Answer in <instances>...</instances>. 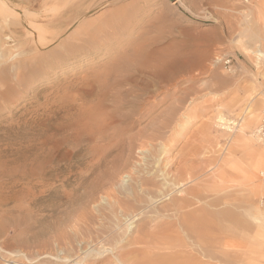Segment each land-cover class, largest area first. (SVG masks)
Listing matches in <instances>:
<instances>
[{
    "label": "rangeland",
    "instance_id": "rangeland-1",
    "mask_svg": "<svg viewBox=\"0 0 264 264\" xmlns=\"http://www.w3.org/2000/svg\"><path fill=\"white\" fill-rule=\"evenodd\" d=\"M7 2L15 10L26 11L23 21L35 20L36 24L42 26L47 46L43 47L41 45L40 49L34 50L30 55L24 57L19 55V57L11 60V54L8 56L10 51L6 45V42L10 40L6 37L8 34L7 30H0V32L4 31L2 32L3 34H0V39L4 43V48L2 47V51L0 50L4 55L3 62L1 61L3 64L1 63L2 65L0 66L2 68L0 71V170L10 168L14 172L21 167L37 168V160L35 158L37 154L35 153H41L40 155L44 157L46 152L51 151L50 157L52 160L45 165L46 169L48 170L50 166H57L59 169L49 171L44 178H48L49 174H52L50 179L46 180V183L57 187L54 188V194L52 193V195H55L56 191L63 188H71L69 186L58 187L61 184V178L69 175L70 180H72L75 174L83 171V168L88 163H91L88 161L85 151L83 149L78 150L80 145L84 144L86 146V143L81 141L79 145L69 140L75 136L82 135L86 120L87 123H91V127L94 126L93 130H101L100 128L103 130L105 126L106 128L104 127L105 129L102 131L105 134L113 135L114 132L115 134L117 133L116 136L115 134L113 137L110 136V139L121 137L123 138L121 143L124 145L127 142L130 144L136 143L139 135L140 139H143L148 132L150 137L146 135V139L142 141L150 140L151 138L152 146L150 148L153 146L157 148L159 140L153 139V132H150L155 128V124L149 125V123H158L162 117L171 112L173 108L175 109L177 105H180L177 110L179 111L178 113H182V111L187 113L191 108L190 114L192 111L194 112L191 115L192 123L183 134L179 135L183 137H180L178 143L172 147L170 155H174L178 151L177 149L185 144L186 140H189L192 145L193 143L195 144L197 148V150L195 148V151H198L196 152L197 158H195V171L197 172L196 175H199L198 180L202 179L203 184L201 182L199 184L198 180L195 183H198L199 188L204 185V188L201 192L202 196L199 195V198H195V204L186 209L195 208L196 211L202 207L207 209L211 215V217L210 215L209 217L207 216L208 219L216 216L214 217L216 220L210 219L212 227H217L216 229L221 232L218 233L214 228H211L202 234V240H206L207 247L211 249L212 254L210 256L209 253L211 252L205 253L199 247V239H197L196 235L195 243H193V239L185 236V232H182L184 233L185 241L191 244V247H195V264H264V174L263 177H259V185L257 186L250 185L248 181L245 182L244 177V172L249 168L248 163L253 152L249 138H253V134L257 132V129L260 128L261 123L264 121V57L257 64L255 55L250 52L252 48L255 49L257 47H261L260 49L264 51V23H255L253 19L256 8L264 15V0H7ZM62 2L63 5L60 6ZM134 4H136L137 8L134 7ZM66 7L70 9L77 8L79 14L68 16V20L65 19L63 22H58L66 16L65 13L63 14ZM61 9L62 11H60ZM128 9L134 13L128 12ZM167 12H169V16ZM249 12L252 15V20L250 17V21L245 19V13ZM30 13L31 15H29ZM60 13L63 15L61 16ZM32 16H35V18ZM1 19L0 13V22L2 21ZM14 19L15 17L11 15V22H15L16 20ZM106 20H109V22ZM50 21L52 24L48 23ZM95 21L96 23L93 24ZM162 22L164 25H161L163 24ZM102 23L104 26L100 29ZM250 24H253V27L257 24L256 26L259 30L261 39L256 42L259 44L257 47L253 44L251 45L249 38L244 34V30L247 27L249 28ZM160 25L162 29L167 31V33L164 32L165 30L162 31V38L159 37L161 33L159 31L161 30ZM24 26V24L20 25V31L14 33L17 38L15 37L14 45L10 46L11 53H15L12 58L17 56L18 54L16 53L19 51L32 50L34 48V44L30 40L31 37L27 36ZM44 26L47 27L45 28ZM92 27L97 30L94 29L93 32ZM150 37L156 39L152 41ZM52 38L55 39L50 43ZM157 38L159 42L161 41V44ZM86 39L87 42L84 41ZM144 40L148 41L147 43L151 40L150 43L153 46L151 47L152 44H145ZM162 43L166 45V48L171 46V52H173L171 58H169L171 56L170 48H168L169 51L165 50L166 48L162 46ZM85 44L86 46H84ZM87 44L94 45L95 48ZM156 44L162 47L159 54L163 56L159 57L157 54L155 57H147L151 61L144 58L143 54H141L143 53V48L145 47L148 50L155 48L154 45L158 47ZM243 45H247L248 49L246 50ZM130 47H134L136 51L131 50L132 52L135 51L136 54L131 52ZM173 47L176 51H173ZM168 52L170 55H168ZM176 52L179 54L178 58H176ZM138 55H140V59L143 58L141 61L138 60ZM164 55H167L166 57L169 59H164ZM173 55L176 56H174V59H176H173L176 63L172 61ZM33 56L35 59L32 58ZM130 57H133V59L136 57L138 61L134 59L135 62L132 60V63L130 61L132 58ZM126 58H128L129 64L132 63V67L127 64V60L125 62ZM151 58H155L154 61ZM162 58L165 61L167 60L168 65ZM43 59L45 60L42 61ZM145 59L146 62L148 60L147 64L154 62L156 67L163 61L162 63L167 71L170 68L169 74L168 72L166 73L164 67H160L163 66L162 63L160 66L158 65L160 68H156L151 63V68L149 69V65H146L144 61ZM156 59L160 60L157 61ZM226 59H230L229 65H224L223 61ZM123 62L128 66L120 65ZM176 64L177 69L175 70ZM136 66L137 68L140 66L138 68L139 71H137ZM142 66L149 71L152 67L153 70L156 68V72L163 69L167 75L164 78L168 79L171 75L170 81L172 82L169 79V82L167 79L162 82V80L160 81V79L155 77L157 82L152 79L147 87L145 86L141 89V83L148 78L150 80V77H144L140 74V70H144ZM126 67L127 69H135L133 75H131L136 79L139 78L137 80L138 84L135 85L136 87L128 83L127 79L123 78L124 75H120V71L126 69ZM171 69L172 71L174 69V71L171 72ZM155 70L152 72L153 74L156 73ZM17 71H20V73L18 74ZM173 73L174 75H172ZM143 78L145 81H141ZM17 86L20 87L18 88ZM249 99L250 101L247 102ZM253 104L254 107L252 108ZM249 105L250 107H248ZM169 107H171V111H169ZM185 108L189 110L187 111ZM253 109L256 112L255 114ZM141 113L147 114L140 122L129 123L133 121V118L139 117ZM251 113L252 115L260 113L256 124L250 122V120L248 121V117L252 116L250 115ZM88 115L89 117H87ZM109 115L115 116L116 121L107 127L104 123L110 117ZM90 117L94 119L91 120ZM219 117L225 119L223 127L218 125ZM243 118L247 119L243 120ZM101 121L103 123L102 127ZM98 126L100 127L96 129ZM166 134H169L168 131ZM108 144V150L115 148L113 149L114 151L106 154V161L104 160L99 168L84 182L83 186L94 181L97 175L101 171L106 170L111 165L112 160L117 157L119 150L116 148L118 147L115 144ZM247 145L248 147H246ZM38 148L47 149L38 150ZM138 149L137 145H135L133 154L131 153L130 156L128 154L119 155L121 157H130L129 163H131V166L135 165V169L132 172L135 179L138 178L139 174L137 173V168L140 170L141 167H138L139 160L143 157V154ZM75 151H77V154H74ZM70 152H72L71 156ZM228 153H230L228 156L230 162L228 160L223 162L222 158ZM262 155L264 161V153ZM245 160L246 162L248 160V163ZM196 162L201 163L197 164ZM234 166H236V169ZM81 168L82 170H80ZM223 171L226 175H222ZM8 174L10 175L0 173V201H2L0 202V221L4 219V223L0 222L1 228H4H0V231L2 230L0 232V244L2 243L1 246L6 250L0 251V264H22V262L24 264H117L114 260L116 259V254L119 253H115L116 251L113 248L115 245H121L117 240L130 235V230H135L139 224L137 223L139 221H136L138 216L135 217L133 215L130 218H125L121 215L119 209L117 210L120 220L117 223L113 222L115 229L112 231V233L116 234V244L108 241V236H110L111 232L101 233L99 235L100 239L99 237L95 239L88 238L90 230L88 231L87 229H90V226L99 228L100 223L106 226L107 223L104 221L106 216L105 219L99 218L96 222L93 221L92 225L80 224L83 226L82 228L79 226V229L76 226L73 228L74 220H71V224L69 223L68 225L70 227H66L64 230L66 229L65 231L67 232L68 230L70 232L72 230H77V233L81 232V235L79 233L80 236H76L73 241L77 249L75 251L70 250L71 246H69L67 249L65 247L67 250L65 252L66 250H62L65 245L61 244L58 246L63 247H59V249L55 242L52 241V230L49 231H52L51 233H47V235L49 234L48 236H43L44 239L41 238V241L44 240L43 242L46 243L44 246L36 245L29 242L30 240H25L24 237L32 235L37 228L25 232L24 226L32 222L33 218L46 214V211L37 210L39 204L28 205L25 199V192L28 189L30 192L31 190L32 192L36 191L37 187L35 186V188L31 184H35L39 178L36 175H31L28 178L18 179L19 176H12V172H8ZM124 174L125 172H122L118 175L115 187L120 188V185L123 184L126 186L133 184L134 179L132 180L130 176ZM28 179L29 181L31 180V184L28 183ZM14 180H18V183L11 186V181ZM195 186L197 187V185ZM211 187H214L213 191L210 190ZM174 190H171L170 193L173 192L174 194L176 192L175 195H177V190ZM22 193H24V196ZM223 193H225V197L221 196ZM13 194L22 195V197H19L17 201L15 199L4 200V197ZM97 196V200L88 205L90 207H87V211L93 208L91 211L97 213L99 209L97 205L101 203L104 207L101 206L100 210H104L105 214L113 215L110 210L111 206L103 193L99 192ZM161 197L157 196L155 198L158 200L157 202L161 200L162 202L167 201L166 198ZM213 197H217V200L219 198L220 201L214 199V202L210 204L209 202ZM22 199L25 200L23 201ZM111 203L113 204L112 201ZM238 203H240V206ZM225 210L238 216V221L244 224L242 228H237V225H234V222L230 219L226 218L228 222L222 221L221 218L225 220V217H221L222 214L220 213ZM72 212L74 214L77 212L75 214L77 216L79 210ZM73 213L70 216L76 217L75 215L73 216ZM171 213H162V215L166 214L162 219L165 220V217ZM85 214H87L85 216L89 215L87 212ZM255 215H258L257 220L253 217ZM219 216L220 219L218 218ZM170 218L167 220H172L176 216ZM47 219L46 222L52 221L55 217ZM217 220L218 223L221 221L220 223L221 225L224 224V227L225 225L226 227L230 226L228 227L229 230L226 227L224 229L222 226L219 227L218 223H216ZM227 223L231 224L227 225ZM81 229L82 231H80ZM74 232L70 233L72 239L75 235ZM224 242H227V245H223ZM39 243L42 244L41 242ZM13 245L14 247L17 246L15 247L16 250ZM220 245L227 248L226 251L228 252L225 255L214 251ZM165 251L168 252L169 250ZM211 256L214 257L212 258Z\"/></svg>",
    "mask_w": 264,
    "mask_h": 264
},
{
    "label": "bare ground",
    "instance_id": "bare-ground-1",
    "mask_svg": "<svg viewBox=\"0 0 264 264\" xmlns=\"http://www.w3.org/2000/svg\"><path fill=\"white\" fill-rule=\"evenodd\" d=\"M208 1H210V0H208ZM8 2H7V0H0V13H1V16H2V19H1L2 21L0 22V30H2V29L7 30L8 34H7L6 37H8L10 39V40H8L6 42V45H7L8 49H9V51H10V53L9 54L7 53V54H8V56L11 54V60L19 57V55H23L22 57L30 55V53L32 54L34 52V50L40 49L39 47L41 45L43 47H46L47 45H46V40H45V37H44V30H43L42 26H39L38 24H36L34 22L35 20L34 21L33 20H29L27 22L23 21V16H24V14H26V11L23 12L22 10L21 11L15 10L14 8H12L8 4ZM173 3H175V2H173ZM62 5H63V2L61 3L60 6H62ZM134 7L137 8L136 4H134ZM71 8H73V7H71ZM191 9H192V7H191ZM64 10H65V12H63V14L65 13L66 16L63 17V19H61V21L56 17L59 20L58 22H63L65 19L68 20L69 19L68 16L79 14V11L77 10V8L70 9L69 7H66V9H64ZM60 11H62V9ZM129 11H131V10L128 9V12ZM189 11H190V9H189ZM132 12L133 11H131V13ZM14 13H15V15H13ZM31 13H32V15H34L33 12H31ZM31 13L29 15H31ZM63 14L60 13L61 16ZM167 14L169 16V12H167ZM11 15L15 17V19H14V20H16L15 22H11V20H10L11 19ZM165 16H166V14H165ZM32 17L35 18V16H32ZM250 17H251V20H252V15L250 14V12L249 13H245V19H248V21H250L249 20ZM253 17H254L253 19H254L255 23H258V22L264 23V15H263V13L261 11H259V9L256 8V13L253 15ZM24 18H26V17H24ZM72 19H74V18H72ZM159 19H162V18H159ZM103 21H105V20H103ZM106 21L109 22V20H106ZM73 22H74V20H73ZM254 22H253V24H255ZM22 23L25 25L24 28L26 29L27 36L31 37L30 40L34 44V48L32 50L19 51L18 53H16L18 55L14 56L12 58V55H14L15 53L14 54L11 53V47L10 46L14 45L15 37H16L14 33L20 31V28H21L20 25H23ZM43 23H45V22H43ZM48 23H51V21L48 22ZM95 23H96V21L93 22V24H95ZM253 24L252 25L250 24L249 28L247 27V29L244 30L245 31L244 34H245V36H247V38H249V40L251 42V45L253 44L254 46L257 47V45H259V44H257L256 42L259 41L261 38H260L258 27L256 26L257 24L254 27H253ZM43 25H45V24H43ZM161 25H164V23L161 24ZM15 26H17V27L15 28ZM89 26L91 27V25H89ZM103 26L104 25L102 23V26L100 27V29H102ZM151 26H154V25H151ZM44 27L46 28L47 26H44ZM105 27H104V29H105ZM160 28H161V30H159V31H161V33H160L159 37L162 38L161 34H162V31L165 30V29H162V26ZM94 29L95 28L92 29L93 32H94ZM98 29H99V27H98ZM100 29H99V31H100ZM95 30H97V29H95ZM172 30H173V28H172ZM172 30H169V31H172ZM54 31H56V30H54ZM150 31H151V29H150ZM2 32H4V31H2ZM2 32H0V34ZM164 32L167 33L166 30ZM95 33H96V31H95ZM97 33H98V31H97ZM170 33H172V32H170ZM170 33H168V34H170ZM157 36H158V34H157ZM154 37H152V38L150 37L152 39V41H154L153 39H156ZM54 39L55 38H52L50 43H52ZM157 40H158V38H157ZM84 41L87 42V39L84 40ZM150 41H149V43H147L148 41L146 42L144 40L145 44H147V45L152 44V43H150ZM65 42H67V41H65ZM69 42H70V40H69ZM142 42H143V39H142ZM158 42H159V40H158ZM153 43H156V42H153ZM70 44H71V42H70ZM3 45H4V43H2V39H0V50L2 49ZM87 45H89L90 47L95 48L94 45H91V44H87ZM170 45H172V44H170ZM84 46H86V44ZM89 46H87V47L90 48ZM152 46H153V44L151 45V47ZM162 46H164V48H166V45L163 44ZM167 46H169V45H167ZM246 46L247 45H245L244 48L247 50L248 47H246ZM148 47H150V46H148ZM154 47L155 48L148 49V50L145 47L143 48V50H142L143 53H141V54H143L144 58L155 57V55H157V54H158L159 57L163 56V55L160 56V54H159V53H161L160 51L162 50V47H159V46L156 47L155 45H154ZM170 47H167L165 50H168V48H170ZM174 47H175V45H174ZM174 47H173V49H174ZM60 48H61V46H60ZM164 48H163V50H164ZM244 48H242V49H244ZM260 48L257 47L255 49L252 48L250 50V52L255 55V59H256V63L257 64L264 57V51L261 50ZM131 49L135 50L134 47L133 48L130 47V50ZM171 49L172 48L169 49L170 53H171V56L169 58H171L172 54H173V52H171ZM58 50H59V48H58ZM30 51H32V52H30ZM135 51L132 52V50H131V52L133 54L135 53ZM173 51H176V50L174 49ZM166 53H167V51H166ZM170 53L168 55H170ZM177 53L178 52H176V54ZM133 54H131V55H133ZM46 55H48V54H46ZM140 55H138L139 56L138 60L141 61V59H143V58L140 59ZM178 55L179 54L176 55L177 57L175 55H173L172 61L174 59V56L176 58H178ZM123 56H125V55H123ZM166 56H165L164 59L168 58ZM180 56H181V54H180ZM32 58H34V56ZM130 58H132V59L130 60ZM130 58H129L130 61L133 60L135 62L136 57L134 58L135 60L133 59V57H130ZM3 59H4V55L2 54V52H0V66L3 64L2 63ZM127 59L128 58L125 59V62H126ZM154 59H152V60L154 61ZM164 59H163V61H165ZM44 60L45 59H43L42 61H44ZM138 60H136V61H138ZM148 60H150V59H148ZM148 60H147V62H148ZM158 60H160V59H158ZM177 60H179V59H177ZM122 61H124V60H122ZM133 61H132V63H133ZM140 61H139V63H140ZM144 61L146 62V59ZM142 62H141V64H143V63L145 64V62H143V63ZM147 62H146V65H149V67H148L149 69L151 68L150 67L151 65L155 66L154 62H153L154 64L151 62L152 63V64L150 63L151 65L147 64ZM159 62H161V61H159ZM165 62H167V60ZM173 62L176 63L175 61H173ZM132 63L129 64L128 60H127V64L128 65L131 66ZM136 63H138V62H136ZM161 63H159L158 65L160 66ZM180 63H181V61H180ZM180 63L178 62V64H180ZM34 64H35V62H34ZM127 64H124V62H123V64L120 63V65H123V66L124 65L128 66ZM166 64L168 65V62ZM158 65H157V67H159ZM173 65H171V66H173ZM123 66H120V67H123ZM133 67H135V66H133ZM139 67L140 66H138V68ZM160 67H162V68L164 67V69H166L164 64H163V66H160ZM138 68L136 66L137 71H139ZM156 68H154V70ZM180 68H182V67L180 66ZM126 69H127V67H126ZM126 69L121 70L120 71L121 72L120 75H124L123 78H126L127 79L126 81L128 83H130L134 87L135 85L138 84L137 80L139 78L136 79L135 77L132 76L133 73H134L133 71H135V69H133V70L130 69V68H128L127 70ZM129 69L132 70V71H130ZM169 69L170 68H168V71L166 69V73L168 72V74H169ZM176 69H177V64H176L175 70ZM1 70H2V68L0 67V71ZM151 70H153V67H152ZM161 70L162 71H157V72L155 70L156 73H154V74L152 73L153 71L150 72L149 70H147V68L146 69L144 68V70H140V74L142 76L150 77V80H148L149 78L148 79L145 78L146 81L144 80V78H143V80H141V81H145L143 83L140 82L141 83V89H142V87H145V86L147 87L148 84H150V82L152 81V79H154V81L157 82V80H155V77L157 79H160V81L162 80V82L165 79H167V78H164L165 76H167L166 73L163 71V69H161ZM170 71L173 72L174 69H173V71H172V69ZM17 73L19 74L20 71L19 72L17 71ZM174 73L172 75H174ZM170 77H171V75H170ZM170 77H168L169 81H170ZM107 78H108V76H107ZM168 79H167V81H168ZM167 81H166V83L169 82V81L168 82ZM173 81H174V79H173ZM170 82H172V81H170ZM249 101H250V99L247 102H249ZM127 105H129V104H127ZM131 107H132V104H131ZM248 107H250V105ZM253 107H254V104H253L252 108ZM169 108H170L169 111H171V107H169ZM178 108H180V105L175 106V109L173 108V110L171 112L167 111L168 114L165 115L164 117H162L161 120L159 119L160 121L158 123H153V122L149 123V125L150 124L151 125L155 124L154 125L155 128L152 129V131H150V132H153L152 133V136H153L152 138L153 139L159 140V143L157 144V148L154 147V146L152 148H150V146H152L151 142H150L151 138H150V140L142 141V140L146 139V135H148L147 131H146L147 134L144 133L145 134V138L140 139V135L138 136L136 134L138 136V138L136 139V143L133 142V144H130L129 142H127L124 145V144L121 143V142H123V138H121V137H118V138L116 137V139H110V136L113 137V135L115 134L114 129H113V132H114L113 135L112 134L107 135L104 132H102L106 128L105 126H104L105 128L103 127V130H102V128H100L101 130L98 129L100 126L96 127V129H98V130H93L92 128H94V126L92 125L93 127H91V123L90 122L87 123L86 122L87 120H86L85 121V123H86L85 129L82 130L83 133L82 132H77V133H82V135H79V136H75L74 135L75 137L71 138L69 140H72V142H74L75 144H79V145H80L79 142H81V141H84V143H86V146H84V144L80 145V148L78 150L83 149L85 151V153L87 154L88 161L91 162V163H88L83 168V171H80L77 174H75V177L72 180H70V176L69 175L64 177V178H61V180H60L61 184L58 185V187H62V186H67L68 187L69 186L71 188L70 189L63 188L62 190H59V188H58L59 191H56L55 195H52V193L54 192V188H57V187L51 186L50 183L49 184L46 183L47 182L46 180L50 179V175H52V174H49L48 178H44L46 175H48L49 171L59 169V168H57V166H55V167L50 166L48 170L46 169L45 165L52 160L51 157H50L51 151L50 152H46L44 157L42 155H40L41 153H38V152L35 153V154H37V156L35 155L36 156L35 158L37 160V164H36L37 168L21 167V168H19V170H15L14 172H13V169H10V168L0 170L1 171L0 173L5 174V175H10V174H8V172H12V176L13 175H16V177L19 176L18 179L24 178V177L28 178V176L30 177L31 175H36L39 178V180L35 184H31V180L29 181V179H28V181H29L28 183L31 184V185H34V187L36 186L37 190L36 191L34 190V192H32V190H31V192H30V190L28 189L25 192V197H26L25 199L27 200L26 202H27L28 205H38L39 204V206L37 207V210L46 211V214L39 215V216L33 218L32 222H30V223H28L27 225L24 226L25 232L28 231V230H31L33 228L34 229L37 228L36 231L33 232L32 235H29V236L26 235V237H24V239L27 240V241L30 240L29 242H32L33 244L44 246L46 243L43 242L44 240L41 241V238H43V236L45 237V235H47V233L50 230H52L53 231V232L51 231L52 232V235H51L52 241H54L57 246L60 245V244L61 245H65L64 249L62 248L63 246L62 247L58 246V248L60 247V248H62V250H66L67 247L71 246L70 250H74L75 251L77 249L75 248L76 246L74 245L73 241L75 240L76 236L78 237V236L81 235V232L78 231L80 233V235H79V233H77V230H72L71 229L72 225H73L72 224L70 230L75 231L74 232L75 233L74 238L72 239V236L70 234L72 231L70 232L68 230V232H67V231H65L66 229L64 230V228L70 227L68 225L71 222V220H74L73 228H75V226H76V228L79 229L78 227L81 226L80 224H85L87 226L88 225H92L93 221L96 222L97 220H99V218L105 219V217L107 216L106 219L104 220L107 223L106 226H104V224L100 223L99 224V228H94V227H91V226H90V229L86 228L88 231L90 230V232L87 231L89 233V235H90V236H88V238L95 239V238L99 237V235L101 233L103 234V233L111 232L110 236H108V241L112 242V243L114 242V244H116V242H115L116 241V234L112 233V231L115 229V227L113 225V222H115V223L119 222L120 219H119V215L118 214L120 212L121 215H123L125 218H130L133 215H135V217L138 216L136 218V221H139V222H137L139 224L137 225V227L135 228L134 231L130 230V235H128L127 237H125L123 239L117 240L119 243H121L120 246H116L115 245V247L113 248L116 251V252L114 251L115 253H117V252L119 253V254H116V259L114 260V261L117 262V264L118 263H120V264H195V262H196L195 261V247H193V246L191 247V244H189L187 241H185V236L191 237L193 239V243H195V235H196L197 239H199V247L201 249H203V251L205 253L206 252H208V253L211 252V249H209L207 247V245H206L207 241L206 240L205 241L202 240V234H203L204 231H206L208 229H211V228H214V227H212V223H211L210 219H212V218L214 219V217H216V216H214V217L212 216V218L208 219L207 216L209 217V215H210L209 213L210 212L207 209L203 208V207L199 208L198 211H196L195 208L186 209L187 207L193 206L195 204V202H196L195 198L196 199L199 198V195H201L202 189L204 188V185H202L203 184L202 183V179L198 180L199 175H196L197 172L195 171V158H197L196 152H198V151H195L196 147H195L194 143L192 145V143L191 144L189 143V140L188 141L186 140L185 144L181 145L179 147V149H177L178 151L174 155H172V156L170 155V150L172 149L173 146H175L178 143L179 138L181 137L179 135L181 133L183 134V132L186 130L187 127H190L189 125L192 123V120H193V119H191V117H192L191 115H193L194 112L192 111L193 114L192 113L190 114L191 108H190V111H188L189 109L185 108L188 111L187 113H185L183 111H182V113L181 112L178 113L179 112V111H177ZM254 109H253V112H254ZM256 111H258V109H256ZM255 113L256 112H254V114ZM96 114H97V112H96ZM96 114H95V116H96ZM146 114L147 113H145V114L141 113L139 115V117H137V118L135 117L136 119L133 118V121H130L129 123L133 124V123H136V122H140L141 119L146 116ZM254 114L253 115H252V113L250 114L252 116L248 117V121L250 120V122L256 124L258 122V120H259V114L260 113H258L257 115H254ZM87 117H89V115ZM90 119H91V117H90ZM93 119H91V120H93ZM98 119H99V117H98ZM245 119H247V118H245ZM245 119L243 118V120H245ZM88 120H89V118H88ZM115 121H116L115 116L111 115L110 117H108L105 120L104 124L107 127H109L112 123H115ZM224 121H225V119L219 117V121H218L219 122V124H218L219 127H223V125H225ZM100 123L102 124L101 125V127H102L103 126L102 121ZM93 124H95V123H93ZM164 129H167V130H164ZM242 129H244V128H242ZM259 130H260V128L257 129V132H255L253 134L254 135V136H252L253 138H251V137L249 138V140L251 142V147H252V151L253 152H252V155H251L249 163H248V160H247V162L245 160V162L249 164L248 170H246L244 172V174H245V176H244L245 177V182L248 181L250 183V185H252V186L259 185V179H260L259 177L260 176L263 177V174H264V169H263L264 168V161H263V155H262V153H264V141H263V139H261V137L259 135ZM167 131H168L169 134L165 135V133ZM149 134L151 135V133H149ZM116 135H117V133L115 134V136ZM142 137H143V135H142ZM103 141H106L107 143L103 142ZM108 143L115 144L116 147H118V148H116L117 150H119L117 157L114 160H112V162L110 163L111 165L106 170L101 171L99 173V175H97V177L95 178L94 181L90 182L86 186H83L84 182L87 181L89 179V177L104 162L106 154L111 152V151H114L113 149H115V148L108 150V147H109ZM44 145H46V144H44ZM135 145H137V148H139L138 150L143 154V157L139 160L138 167L139 166H141V167H140V170H139V168H137L138 169L137 173H139V174H138V178H136V179L133 178L134 175L132 174L133 170L135 169V167H134L135 165L131 166V163H129V159H130L129 156L131 155V153L133 154V150H134ZM246 147H248V145ZM42 149H47V148H38V150H42ZM196 150H197V148H196ZM70 153H71L70 154V156H71L72 152H70ZM74 154H77V151H75ZM120 154L121 155H124V154L127 155L128 154L129 156H122L121 157V156H119ZM136 154H138V153H136ZM229 155H230V153L226 154L222 158L223 162H225V161H227L229 159V157H228ZM245 157H247V156H245ZM196 163L198 164V163H201V162H196ZM32 164H33V162H32ZM142 166H144V167H142ZM199 166H201V165H199ZM231 166H232V164H231ZM18 167H20V166H18ZM229 167L230 166H228V168ZM234 167L236 169V166H234ZM234 167H233V169H234ZM196 169H198V168H196ZM199 169H201V168L199 167ZM225 169H227V168L225 167ZM225 169H223V170H225ZM230 169H231V167H230ZM80 170H82V168ZM240 171H242V170L240 169ZM122 172H125L126 176H130L132 178V180L134 179V181L132 182L133 184H130L128 186L123 184V185H120V188H117V187H115L116 178ZM223 174H225L224 171L222 172V175ZM231 174H233V173L231 172ZM196 180H198V183L201 182L202 183L201 185L203 187L199 188L198 183H195ZM17 183H18V180L17 181H15V180L11 181V186L16 185ZM195 185H197V187ZM218 185H220V184H218ZM208 187H210V186H208ZM40 188H43V189H40ZM211 188H210V190L213 191L214 187L212 189ZM224 188H225V186H224ZM81 189H82V191H81ZM173 189L177 190V192H178L177 195H175L176 192H174V194H173V192L170 193V191L173 190ZM205 191H207V190L205 189ZM99 192L103 193V195L105 196V199L109 202V204L111 206L110 210L112 211L113 215H110V214H107V213L105 214L104 210H102V209L100 210L101 206L104 207V205L101 204V203L97 205V208H99L97 210V213H93L91 211V210H93V208H90L91 210L87 211V209H88L87 207H90L88 205L91 202H94V201L97 200V197H98L97 193H99ZM225 192H226V190H225ZM16 193H18V192L16 191ZM23 194L24 193H22V195ZM22 195L21 196H17L16 194L9 195L7 197H4V200H8L9 201L10 199H13V200L15 199L17 201L19 197H22ZM167 195H169L168 198H166ZM188 195H190V197H188ZM224 195H225V193L221 194L222 197H225ZM157 196H162L163 198H166L167 201L165 200L166 202H164V201L162 202V200H161V201L157 202L158 200L155 199V198H157ZM215 196H218V195H215ZM214 197H213V199H211V201L209 200L210 204L212 202H214V199L217 198V197L216 198H214ZM218 200H219V198H218ZM111 201L113 202V204L111 203ZM0 202H2V201H0ZM45 203H47V204H45ZM235 203H237V202H235ZM238 204L240 206V203H238ZM118 209H119V212L117 213ZM256 209H257V207H256ZM78 210H79V212H78V215L76 216L75 214L77 213L76 211H78ZM226 210L224 212L220 213V214H222L221 217H225V220H223V218H221L222 221H227L228 222V220H226V218L230 219L231 221L234 222V225H237L236 226L237 228H242V225H244V224H241V222L238 221V216L233 215L229 211H226ZM72 211H74L76 213L74 214ZM85 212L89 213V215L85 216V215H87V214H85ZM164 212H172V213L169 216H166L165 220H164V219H162V217H164L166 215V214L162 215V213H164ZM71 213H73V216L75 215L76 217H71L70 216ZM134 213H136V214H134ZM215 215H218V214H215ZM173 216L174 217L176 216V218H172V220H170L171 219L170 217H173ZM257 216L256 215L253 216L255 220L258 219ZM49 217H52V218L55 217V219H53L52 221L50 220V221L46 222L48 220L47 218H49ZM210 217H211V215H210ZM72 218H74V219H72ZM168 218H170V219L167 220ZM218 218L220 219V216ZM214 220H216V219H214ZM251 220H253V219H251ZM0 222L4 223V219H3V221H0ZM220 222L218 223V220H217L216 223H218L217 225H219V227L222 226L223 229H224L226 227V225L224 227V224H223L224 222L222 223L223 225H221ZM214 223H213V225H214ZM15 224H17V223H15ZM230 224L231 223H229V224L227 223V225H230ZM82 226H81V228H82ZM231 226H233V225H231ZM228 227H230V226H227L226 228L228 229ZM0 228H1V226H0ZM216 228L217 227H215L214 229L216 231H218V229H216ZM1 229H4V228H1ZM24 230H22V231H24ZM220 230H222V229H220ZM80 231H82V229ZM0 232H2V230ZM51 232H49V233H51ZM182 232H185V236L183 235L184 233H182ZM218 233H221V232L218 231ZM17 235H18V232H17ZM117 236H118V234H117ZM225 237H226V235H225ZM79 238H77V239H79ZM82 238H84V237L82 236ZM99 239H100V237H99ZM17 242H19V241H17ZM39 242H41V243L43 242V243L40 244ZM48 243H49V240H48ZM226 243L224 242L223 245H227ZM1 244H0V251L1 252L2 251H6V250H4L5 248H3V246H1ZM25 244H26V242H25ZM49 244L51 245V243H49ZM91 244H92V242H91ZM50 245H49V247H50ZM56 245H55V247H57ZM13 247H14V245H13ZM15 247H17V246H15ZM15 247H14V249H15ZM65 247H66V249H65ZM21 248H22V246H21ZM42 249H43V247H42ZM167 249L169 250L168 252L165 251ZM226 249L227 248H224V246L222 247L220 245V246L216 247V249L214 251H217L218 253L225 255V253L228 252V251H226ZM11 251H13V250H11ZM65 252H67V250ZM210 254H212V252L209 253V256H210ZM240 255H242V254H240ZM243 256H244V253H243ZM14 263H15V261H14ZM22 264H24V263L22 262Z\"/></svg>",
    "mask_w": 264,
    "mask_h": 264
},
{
    "label": "built area",
    "instance_id": "built-area-1",
    "mask_svg": "<svg viewBox=\"0 0 264 264\" xmlns=\"http://www.w3.org/2000/svg\"><path fill=\"white\" fill-rule=\"evenodd\" d=\"M223 63H224V65H229L230 59H226L225 61H223ZM259 135H260L261 139H263V141H264V121L260 125Z\"/></svg>",
    "mask_w": 264,
    "mask_h": 264
},
{
    "label": "water",
    "instance_id": "water-1",
    "mask_svg": "<svg viewBox=\"0 0 264 264\" xmlns=\"http://www.w3.org/2000/svg\"><path fill=\"white\" fill-rule=\"evenodd\" d=\"M171 1H173V0H171Z\"/></svg>",
    "mask_w": 264,
    "mask_h": 264
}]
</instances>
